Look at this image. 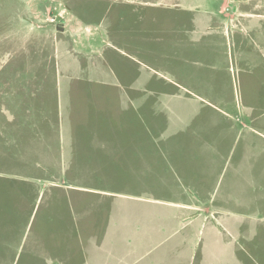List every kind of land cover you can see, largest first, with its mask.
Listing matches in <instances>:
<instances>
[{"label": "rangeland", "instance_id": "374dc122", "mask_svg": "<svg viewBox=\"0 0 264 264\" xmlns=\"http://www.w3.org/2000/svg\"><path fill=\"white\" fill-rule=\"evenodd\" d=\"M223 7L264 0H0V264H264V63L216 35ZM195 39L229 71L183 103Z\"/></svg>", "mask_w": 264, "mask_h": 264}, {"label": "crops", "instance_id": "0c3cea01", "mask_svg": "<svg viewBox=\"0 0 264 264\" xmlns=\"http://www.w3.org/2000/svg\"><path fill=\"white\" fill-rule=\"evenodd\" d=\"M242 3V2H241ZM225 7V6H224ZM219 13L222 14V17L216 18V15L212 13H208L210 15L215 16L216 24H218V30L216 31V35L223 36L225 39L228 37L231 40L234 39V59L237 60L239 64L245 63L248 61L256 62L257 67H260L262 63H264V12H259L256 9H240V12H231V13H223V9ZM236 7V5H235ZM234 7V9H235ZM67 30V29H66ZM74 36V35H72ZM185 43L183 41V51H182V64H181V72L183 77V84H182V91H183V103H184V96L186 93L191 94L193 93L194 89L199 91H203L204 93H210V95L214 96L212 98H222L223 95L218 92L217 84L223 82L226 75L224 72H228V66H225V63L228 62V58L226 57V51L223 48L221 43H217L213 40L211 43L206 42L204 45H200L201 43ZM255 42L258 45L252 46L251 44ZM59 50L61 48V44H59ZM72 45L71 47H66L67 51L69 49H74L75 47ZM66 51V52H67ZM80 51V50H79ZM60 52V51H59ZM84 53V51H81ZM85 56H88L89 59H93L91 54L84 53ZM256 58V60H255ZM70 59H73L72 56ZM74 63V64H73ZM58 65H61L59 60ZM61 69V68H60ZM65 73L68 74L69 78L72 80L75 77H79L77 74L80 73L88 78V76L95 75V70L97 69V65L94 64V61L91 63H87L85 67L77 61H69L66 64ZM75 69V71L73 70ZM77 73V74H76ZM217 96V97H216ZM202 99V98H200ZM17 107L19 106L20 110V117L27 119V118H34L35 116L31 114L29 111L25 112L21 110V105L16 104ZM220 113L224 114L225 116L228 114L227 112L219 111ZM12 118H15L14 114H10ZM183 118V125L180 127H176L174 129L175 132H170L165 130V134L173 135L177 134V132L187 133L190 129V113L189 111L182 112ZM179 125V124H178ZM136 134V133H135ZM135 140H136V136ZM181 143V142H180ZM177 142V144H180ZM198 143H193V145H197ZM187 143L184 142V146ZM157 147H154L156 151L159 146L156 144ZM167 149H169V145H165ZM182 146V144H181ZM160 149H162L160 147ZM153 150V151H154ZM156 155V154H155ZM174 164L173 162H171ZM197 197L206 198L203 195V191L201 189H196ZM151 202V201H150ZM182 208H186L184 210H190L194 207L191 203H181L180 207L177 208L181 210ZM197 208V207H196ZM194 212V211H191ZM180 213V212H179ZM189 217L192 218L191 214ZM197 217L195 216L194 219ZM193 219V220H194ZM213 219L215 216L213 214ZM193 220H190L192 222ZM202 230L211 227L212 229H216L219 221L213 220L212 222H199L197 221ZM207 223V224H206Z\"/></svg>", "mask_w": 264, "mask_h": 264}, {"label": "trees", "instance_id": "16d2710c", "mask_svg": "<svg viewBox=\"0 0 264 264\" xmlns=\"http://www.w3.org/2000/svg\"><path fill=\"white\" fill-rule=\"evenodd\" d=\"M162 138L165 139L166 138V135H165V132L162 131Z\"/></svg>", "mask_w": 264, "mask_h": 264}]
</instances>
